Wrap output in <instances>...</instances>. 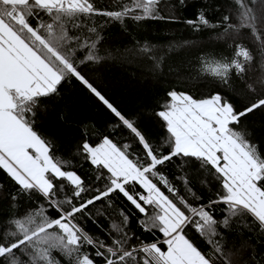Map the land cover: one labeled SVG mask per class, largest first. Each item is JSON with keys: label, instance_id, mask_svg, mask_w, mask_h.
Masks as SVG:
<instances>
[{"label": "snow or ice", "instance_id": "obj_1", "mask_svg": "<svg viewBox=\"0 0 264 264\" xmlns=\"http://www.w3.org/2000/svg\"><path fill=\"white\" fill-rule=\"evenodd\" d=\"M161 2L131 0L120 10L102 11L94 0H0V171L17 187L14 202L35 197L37 204L0 224V264H61L54 252L69 264H97L89 247L104 264H229L219 229H226L232 217L249 218L264 233V150L242 128L243 118L264 113V95L246 83V65L252 61L248 48L236 44L231 58L205 56L197 73L234 91L233 78L238 80L248 90L244 107L238 109L221 92L195 99L172 90L156 113L168 134L157 144L85 75L84 66L104 59L98 54L102 35L93 17L120 24L126 19H166L159 12ZM231 6L240 26L251 27L264 46L247 0H232ZM230 18L223 17L224 34L235 39L239 29L227 23ZM186 22L197 30L200 25L216 27L204 12ZM164 55L143 44L129 62L147 60L150 70H158ZM73 84L86 89L115 118L111 135L95 145L84 140L78 149L94 171V182L81 176L71 160L57 157L53 144L35 127L41 106ZM124 135L129 139H114ZM176 159L185 171L200 169L214 176L222 189L218 198L193 206L166 174ZM177 179L191 196L201 199L187 176ZM121 197L142 217L143 231L160 234L153 242L145 243L125 230L129 216L124 212L122 224H111L115 236L110 244L94 239L81 226L80 219L90 217L97 202L111 207ZM221 203L227 216L217 220L213 205ZM50 210L57 215L52 217ZM97 214H104L103 207ZM190 231L206 238L210 249L201 250ZM133 239L139 243H131ZM251 258L255 260L254 250Z\"/></svg>", "mask_w": 264, "mask_h": 264}, {"label": "trees", "instance_id": "obj_2", "mask_svg": "<svg viewBox=\"0 0 264 264\" xmlns=\"http://www.w3.org/2000/svg\"><path fill=\"white\" fill-rule=\"evenodd\" d=\"M131 0H94L95 6L102 11L120 10L124 3ZM255 19L256 30L264 35V0H247ZM232 0H162L159 5L160 15L166 19H147L139 23L126 19L124 24L110 21L105 17H93L98 23V31L102 35L98 54L104 59L99 64L88 63L85 75L90 81L126 116L137 121L139 128L150 138L153 144L164 140L168 135L163 121L156 115L169 101L168 93L172 90L186 92L195 99H205L216 92H221L239 109L248 102V90L238 80L233 78L232 87H224L217 81L200 71L199 62L205 56L216 54L220 57H232L236 44H242L252 54V61L246 65V83L253 84L257 93L264 95V46L256 41L251 27H241ZM204 12L210 23L216 27L199 26L197 30L188 20H196L197 15ZM225 15L231 18L227 22L238 26V32L230 38L224 34ZM229 31H233L229 29ZM149 44L157 52L165 53L158 70H150L151 62L133 60L132 53L139 46ZM243 90V91H241ZM113 115L97 101L86 89L78 84L65 85L61 95L49 100L41 106L36 117V130L46 140L53 144L57 157L71 160L72 167L81 175L94 182V171L78 154V149L84 140L95 145L101 142L104 135L112 134ZM242 128L250 133L249 139L264 150V113L257 111L243 118ZM115 140H128L127 135L116 136ZM166 174L176 185L181 194L187 196L193 206L217 199V193L222 192L220 182L200 169L181 168V161L167 168ZM187 176L197 197L191 196L184 187L183 181L177 177ZM17 187L10 178L0 171V224L19 211L37 206L36 198L31 201L23 197L19 204L12 200ZM40 203H44L40 201ZM103 207V215L97 214V208ZM217 220L227 216L224 204L213 205ZM121 212L129 216L125 229L134 233L145 243L153 242L155 236L145 232L140 227L142 217L122 197L113 201L111 207L102 206L99 202L92 207L91 216L80 219L84 230L94 239L110 244L115 233L111 230L113 221L122 224ZM50 215L57 213L50 210ZM219 229V225L217 226ZM224 233L225 252L229 254V264H264V233L249 218L232 217ZM189 236L201 250L210 249L206 238L200 237L194 231ZM223 242V241H222ZM133 244L139 243L133 239ZM162 249L166 246L161 244ZM97 264L104 261L95 257V250L87 249ZM255 253V260L251 258ZM61 264H69L59 252H54Z\"/></svg>", "mask_w": 264, "mask_h": 264}]
</instances>
